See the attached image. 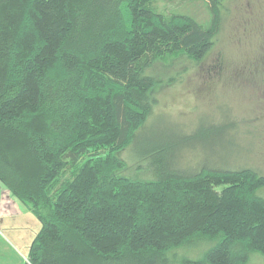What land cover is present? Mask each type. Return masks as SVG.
I'll return each mask as SVG.
<instances>
[{
	"label": "trees",
	"instance_id": "obj_1",
	"mask_svg": "<svg viewBox=\"0 0 264 264\" xmlns=\"http://www.w3.org/2000/svg\"><path fill=\"white\" fill-rule=\"evenodd\" d=\"M152 1L0 0V182L40 223L25 264H169L206 242L181 264L264 257L263 173L194 145L215 151L227 126L143 136L151 65L204 59L233 0H202L207 25ZM126 150L152 160L153 182L116 176Z\"/></svg>",
	"mask_w": 264,
	"mask_h": 264
},
{
	"label": "rangeland",
	"instance_id": "obj_2",
	"mask_svg": "<svg viewBox=\"0 0 264 264\" xmlns=\"http://www.w3.org/2000/svg\"><path fill=\"white\" fill-rule=\"evenodd\" d=\"M151 7L169 16H190L201 25L209 22L202 0H153ZM228 7L215 46L204 59L182 57L151 65L149 74L157 84L150 95L149 131L143 136L190 134L200 125L222 124L227 126L223 143H209L215 151H201L194 144L199 160L230 169L252 167L264 175V0H233ZM136 151L117 155L123 167L116 176L153 182L152 160L138 158ZM262 190L258 195L264 199ZM206 243L174 251L169 264L200 260L210 248ZM246 264H264V257L252 254Z\"/></svg>",
	"mask_w": 264,
	"mask_h": 264
},
{
	"label": "crops",
	"instance_id": "obj_3",
	"mask_svg": "<svg viewBox=\"0 0 264 264\" xmlns=\"http://www.w3.org/2000/svg\"><path fill=\"white\" fill-rule=\"evenodd\" d=\"M39 230L35 216L0 182V264L27 263L28 249Z\"/></svg>",
	"mask_w": 264,
	"mask_h": 264
}]
</instances>
